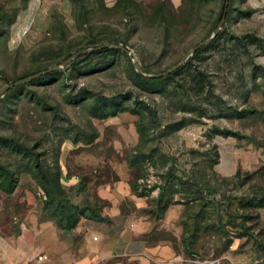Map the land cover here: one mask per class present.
<instances>
[{
    "label": "rangeland",
    "instance_id": "1",
    "mask_svg": "<svg viewBox=\"0 0 264 264\" xmlns=\"http://www.w3.org/2000/svg\"><path fill=\"white\" fill-rule=\"evenodd\" d=\"M34 75L0 97V228L21 249L141 264L83 248L112 224L104 189L168 246L143 264H264V0H0V90Z\"/></svg>",
    "mask_w": 264,
    "mask_h": 264
},
{
    "label": "crops",
    "instance_id": "2",
    "mask_svg": "<svg viewBox=\"0 0 264 264\" xmlns=\"http://www.w3.org/2000/svg\"><path fill=\"white\" fill-rule=\"evenodd\" d=\"M102 196L104 201L101 214L111 220L112 224L110 226L103 224L99 228L98 233L101 240L97 243L98 238L95 242L88 237L85 239L83 248L86 251L91 253L96 250L97 253H101L100 258L107 260L118 258L126 260V262L141 264L145 262L143 256L154 260L159 249L163 253L168 252V246L157 247L144 241L151 222L148 216L139 213V210L145 207L143 200H135L130 192L120 199L114 191L109 192L104 189ZM131 201L135 204V208L124 209L123 202L126 206H130ZM169 212H172V209H169ZM43 254L45 253L43 252ZM97 257L98 254L95 255V258ZM165 258L169 259L170 257L165 255ZM43 262L45 260L37 262L33 256H30V252L21 249L7 231L0 228V264H44Z\"/></svg>",
    "mask_w": 264,
    "mask_h": 264
},
{
    "label": "water",
    "instance_id": "3",
    "mask_svg": "<svg viewBox=\"0 0 264 264\" xmlns=\"http://www.w3.org/2000/svg\"><path fill=\"white\" fill-rule=\"evenodd\" d=\"M227 3H228V0H225V6L227 5ZM225 13H226V10H224L223 17H222L221 21L219 22V24L217 25V27H216V29H215V31H214V34H217L218 31L220 30V28H221V26H222V24H223V22H224V15H225ZM212 39H213V37H210L209 39H207V40H205V41H202L201 43H199V44H197L196 46H194V47L192 48V50H191V54L196 53V52H197L199 49H201L203 46L208 45V44L212 41ZM116 47H117L118 49H120L121 51H123L124 53H126V54L128 55V57H129V59L131 60V63L135 66V64H134V62H133V60H132V57H131V55L129 54V52L127 51V49L124 48V47H121V46H116ZM63 64H64V63H63ZM137 72H139V71L137 70ZM162 75H163V74L148 75L147 77H148V78H159V77H161ZM37 77H38V75H34V76H31V77H27V78H25V79H22V80H20V81H17V82H15V83H13V84H9V85L4 86V87L0 90V97H1L2 95H4L7 91H9V89H11L12 87H14V86H16V85H19V84H21V83L28 82L29 80L34 79V78H37Z\"/></svg>",
    "mask_w": 264,
    "mask_h": 264
},
{
    "label": "trees",
    "instance_id": "4",
    "mask_svg": "<svg viewBox=\"0 0 264 264\" xmlns=\"http://www.w3.org/2000/svg\"><path fill=\"white\" fill-rule=\"evenodd\" d=\"M143 80H145V81H153L154 79H147V78H143ZM224 135H228V134H230L231 135V133H228V132H225V133H223ZM37 168H39V166H38V163H37ZM41 176L42 177H45V175H43L42 173H41ZM55 182H56V187L58 188V178H56L55 179ZM47 196H48V194H47Z\"/></svg>",
    "mask_w": 264,
    "mask_h": 264
},
{
    "label": "built area",
    "instance_id": "5",
    "mask_svg": "<svg viewBox=\"0 0 264 264\" xmlns=\"http://www.w3.org/2000/svg\"><path fill=\"white\" fill-rule=\"evenodd\" d=\"M93 240H94V241H96V240H97V238H96V237H94V238H93ZM35 260H36L37 262H41V261H43V260H44V256H38V257H37V259H35Z\"/></svg>",
    "mask_w": 264,
    "mask_h": 264
}]
</instances>
